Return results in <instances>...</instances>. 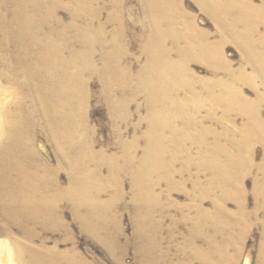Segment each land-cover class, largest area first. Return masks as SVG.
<instances>
[{"label": "bare ground", "instance_id": "6f19581e", "mask_svg": "<svg viewBox=\"0 0 264 264\" xmlns=\"http://www.w3.org/2000/svg\"><path fill=\"white\" fill-rule=\"evenodd\" d=\"M190 1L219 38L198 25L185 0H138L144 23L132 37L144 62L134 69L130 0H0V233L7 240L0 264H92L76 246L67 209L109 256L124 250L129 241H121L116 206L125 200V179L138 264H172L173 239L164 243L158 217L170 208L191 223L189 238L176 246L182 264H239L253 221L262 230L264 264V0ZM227 42L252 73L233 67ZM193 63L210 76L198 75ZM93 79L117 152L108 139L97 145L103 120L89 122ZM174 191L188 203L175 202ZM47 234H63L70 250L48 247Z\"/></svg>", "mask_w": 264, "mask_h": 264}, {"label": "rangeland", "instance_id": "374dc122", "mask_svg": "<svg viewBox=\"0 0 264 264\" xmlns=\"http://www.w3.org/2000/svg\"><path fill=\"white\" fill-rule=\"evenodd\" d=\"M130 2H131L130 5H126V9H128L126 11H128V12L125 13V18L127 19L128 27L131 29V31H129V33H130L129 36H127V40L129 41V51H130V55L128 57V62L133 64L134 69H135L136 65H139V64L144 62L143 61L144 58H140L141 61H139L140 59L136 60L137 56L139 57V55H140L139 50H140V46H141L140 43L141 42L138 38H133L132 36H137L140 34V31H141L140 29L143 28L142 25L144 23V19H143V12L141 11L142 8L138 4L139 3L138 0L137 1L136 0H130ZM254 2H255V4H259V0H254ZM137 4H138V6H137ZM185 7L188 11H190L192 14H194L196 16L197 23L200 27H202L203 29H206V30H208L214 34V37L212 38V40L213 39L217 40L219 38L217 35L215 36V32H214L215 31L214 30L215 25L213 24V22L211 21L209 16L207 14H205L204 12H202L198 8V6L195 3H193V1L185 0ZM129 8H130V10H129ZM105 12L103 13L104 16H102L103 20H104V17H106ZM128 13H130V14H128ZM59 16L62 17L64 20H67V14H66L65 10H60ZM110 28H111V26L110 27L107 26V29L109 31H110ZM131 38L133 39L132 41L130 40ZM223 49H224L225 56L227 57V59H229L232 62V65L234 68H238L239 66L242 67L245 65L244 67L246 69V73H252L250 67H248L245 63L242 62L243 61L242 55H241L239 49L233 43H231V42L225 43V45L223 46ZM241 62H242V64L240 65ZM191 67L198 75H200L202 77H209L210 76L209 75L210 71L207 68V66H205L201 63H193L191 65ZM246 84L244 83L242 85V91H243L245 96L249 97L252 100L255 98L254 91L251 89V87H249L248 84H247L248 86ZM90 85L92 86L91 89L93 90L95 95L91 98V101H90L89 122H90L91 126L95 127V125L99 122V120H103V128L100 131H98V133H97V141H98L97 145H99L101 142H105L107 139H108L107 141H110L111 144L115 143V139L112 135L113 133H111L109 131L110 126H109V121L105 115V111H106L105 107L101 103L99 104L97 102V95L100 91L98 81H96V79H93V80H91ZM257 85L260 88V90L263 91V88H262L260 81L257 82ZM139 102L142 104L141 109L139 110V114L142 117V116H145V114H146L145 113L146 111L143 108V98H140ZM130 110H131V113H133L135 111V108L132 107ZM138 117H139L138 114L134 115L133 116L134 121L136 119H138ZM241 121L242 120H238V123H241ZM144 128H145V125L143 124L141 126V131H143ZM131 133L132 132H130L129 134H131ZM37 145L40 147L41 142L37 141ZM262 147L263 146H260V145H257V147H256V152H257L258 156H260L262 153V150H263ZM48 149L50 151V156H53L54 152H53V148L51 147V145H48ZM114 149H115V151H114ZM116 149L118 150V146L116 143L110 145V151L117 152ZM258 160H259V158L257 159V162H258ZM178 168H179V166H178ZM163 188H164V186H163ZM245 188L248 192L250 191L249 196H248V203H249L248 208L251 209L252 208V202H253L252 196L250 194L251 188H252V178L251 177H249L245 180ZM129 190H130L129 180L125 179V182H124V193H125L124 199L125 200L123 203H120L118 206H116L117 210L119 212L117 214V216L122 214V216L118 217L119 225L121 224L120 227L122 228L121 238H123V240H121V241H123V243H125L128 240L129 242H128L127 246L125 247L126 249L124 248L125 251L123 250V248L121 246L115 247L114 252L112 254V257L107 254V251L103 246L92 242L88 238V236L86 234H84L79 229L78 224L74 223V221L72 220L68 209L65 211V219L69 223V226L73 232V235H74V238L76 241L75 242L76 246L78 247V250L81 252V254L87 259L88 262H90L92 264H94V263L95 264H138L139 263V252L136 248L137 242H136V239L134 236L136 226L134 225V222L132 220V217H133L132 214H133L134 209L130 203L131 202V192H129ZM185 194L186 193H183V192L179 193V191L178 192L174 191L171 195V198L175 202H177L181 205H184L186 202L188 203V201H189L188 196ZM185 196H187V197H185ZM105 197L107 198L108 195L104 196L103 199H106ZM209 204H210L209 201H207L206 207H209ZM227 206L229 209H232V210L235 209L233 202H228ZM158 217H160L162 219L163 231L161 232V237H162L164 243L168 240V238L173 239L174 247H172L170 249V251H168V253H167V254H169L168 259L171 261L172 264H182L184 261H186V256L184 254L178 252L176 250V246L180 245L181 243H184L185 240L187 239V236L189 238V234L191 231V223H189L187 221H181L180 213L175 208L163 210L161 213L158 214ZM4 223H5V221L3 219L2 214L0 213V225L2 226ZM47 236H48V239H47V246L48 247L49 246L51 247L55 243H57L59 250H61V251L70 250L71 244L69 242L64 241L65 237L63 234H47ZM6 241H7L6 237L0 233V242L5 243ZM261 241H262L261 227L259 225H255V223L253 221L251 228H250V232L245 237V240H244V248L242 251L241 258L239 260V264H258V260H259V256H260V253H259L260 248L259 247L261 245ZM199 245H201L200 242H199ZM235 248H236V246H232L229 249V253L232 254L235 251ZM121 251H122V253H121ZM115 258H117V260ZM195 264H198V263H195Z\"/></svg>", "mask_w": 264, "mask_h": 264}]
</instances>
